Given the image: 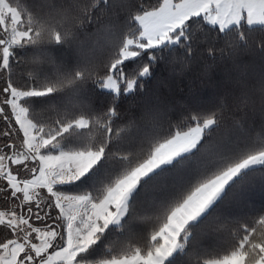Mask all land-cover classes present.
I'll use <instances>...</instances> for the list:
<instances>
[{"label": "snow or ice", "instance_id": "1", "mask_svg": "<svg viewBox=\"0 0 264 264\" xmlns=\"http://www.w3.org/2000/svg\"><path fill=\"white\" fill-rule=\"evenodd\" d=\"M86 30L104 37L88 52ZM237 49L264 55V0H0V264H264V203L244 198L264 73L230 103L121 111L159 63Z\"/></svg>", "mask_w": 264, "mask_h": 264}, {"label": "trees", "instance_id": "2", "mask_svg": "<svg viewBox=\"0 0 264 264\" xmlns=\"http://www.w3.org/2000/svg\"><path fill=\"white\" fill-rule=\"evenodd\" d=\"M108 17L102 16L100 20L101 30L111 27L107 23ZM104 37L100 34L93 35L89 31L78 33V43L84 52ZM64 55L71 57L72 52L67 51ZM175 55V54H174ZM264 73V55L257 51L237 49L234 53L225 51L223 57L218 54L217 59L210 60L207 57H200L187 65L180 64L178 60L171 63H159L154 72V77L146 85V94L141 93L128 98H121V111L129 120L137 118L141 110L159 96L173 105L201 103L209 105L218 98H227L229 103L232 96L237 92L240 83L249 87L257 88L261 74ZM111 97L95 91L92 97L93 103L97 106L106 105ZM256 100L254 109L247 110L246 119L258 123L261 119L260 105L258 102V91L253 97ZM243 112L234 113L226 120L221 132L230 129L231 121L239 120ZM244 198L254 201L256 204L264 203V181L259 177L245 192ZM239 209L232 204L222 208L225 213L236 212Z\"/></svg>", "mask_w": 264, "mask_h": 264}, {"label": "rangeland", "instance_id": "3", "mask_svg": "<svg viewBox=\"0 0 264 264\" xmlns=\"http://www.w3.org/2000/svg\"><path fill=\"white\" fill-rule=\"evenodd\" d=\"M81 47V46H80ZM236 117H235V115L233 116V119H235Z\"/></svg>", "mask_w": 264, "mask_h": 264}]
</instances>
